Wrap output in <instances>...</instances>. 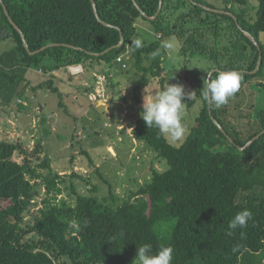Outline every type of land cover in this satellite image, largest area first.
Here are the masks:
<instances>
[{"label":"trees","instance_id":"obj_1","mask_svg":"<svg viewBox=\"0 0 264 264\" xmlns=\"http://www.w3.org/2000/svg\"><path fill=\"white\" fill-rule=\"evenodd\" d=\"M135 2L148 17L158 14L160 0H0V43H14L0 53V103L23 108L31 69L45 74L82 66L111 82L118 59L129 57L142 74L132 91L141 112L149 77L161 89L167 85L163 43L172 37L182 41L183 56L209 60L213 78L237 71L239 89L217 107L201 95L202 81L188 101L196 108L195 124L180 146L141 117L132 123L134 139L168 168L152 170L121 204L113 187L100 198L90 184L94 195L83 196L53 171L48 156L38 164L22 142L1 141L0 264H133L142 244L153 252L172 247V264H264V134L254 141L264 131V104L257 103L264 89V0H220L221 8L202 0H163L154 20ZM142 23L157 38L135 49ZM252 86L260 89L250 97ZM46 89L61 97L52 79L33 88ZM245 106L252 119L247 127L234 123ZM41 150L38 144L33 157ZM64 189L76 196L75 204L59 200ZM245 209L252 219L227 235L229 221Z\"/></svg>","mask_w":264,"mask_h":264},{"label":"rangeland","instance_id":"obj_2","mask_svg":"<svg viewBox=\"0 0 264 264\" xmlns=\"http://www.w3.org/2000/svg\"><path fill=\"white\" fill-rule=\"evenodd\" d=\"M202 1L221 8L220 0ZM136 36L148 42L157 38L152 26L146 23L138 26ZM175 39L178 42L176 50L166 49L164 67L167 83L182 84L185 92L192 93L193 97L206 76L205 71H209L212 63L204 58L183 56V43ZM13 46L11 40L1 42L0 53L9 51ZM124 60L126 69H122L121 63L115 66L113 79L107 89L97 84V77L92 72L86 74L82 66V72L81 68L75 69V73L80 72L78 75H72L68 69L45 74L31 69L27 75L29 85L26 86L23 108L20 109L17 104H0V142H22L33 161L38 164L41 162L39 160L48 156L53 171L66 175L64 178L67 186L74 182L77 192L83 196L94 195L90 192V184L97 186L98 192L95 195L100 198L107 197L109 187H113L121 204L130 192L136 191L150 180L152 170L164 172L168 168L165 162L157 159L155 153L133 137L131 124L140 118V111L133 101L132 91L142 74L134 68L132 59L125 57ZM77 67L80 66L73 68ZM50 79L60 89L61 97L47 89L33 90ZM260 82L264 83V80ZM255 87L252 86L247 91L248 96L252 97L260 89ZM145 89L158 92L161 87L157 80L149 77V84ZM103 94L106 98L101 100L99 96ZM258 96L257 103L263 106L264 89L262 93L258 92ZM188 101L187 97L182 99V103H185L182 117L186 129L184 137L179 141L167 137L175 146L183 143L195 124L196 108L190 109ZM248 111L250 108L245 106L241 111L243 117L234 118V123L247 127L249 120H252L247 116ZM38 144L42 148L41 154L33 157ZM15 160L23 162L19 156ZM73 174L80 175L85 180L71 179ZM75 197L71 190L64 189L59 200L64 198L75 204Z\"/></svg>","mask_w":264,"mask_h":264},{"label":"clouds","instance_id":"obj_3","mask_svg":"<svg viewBox=\"0 0 264 264\" xmlns=\"http://www.w3.org/2000/svg\"><path fill=\"white\" fill-rule=\"evenodd\" d=\"M143 46L142 39L132 41V47L140 49ZM163 47L169 51H175L178 42L175 37L169 38L163 43ZM201 95L208 101L220 107L227 103L228 99L237 92L240 86V75L237 71L217 72L215 78L211 71H205ZM142 111L140 117L148 128L155 127L159 132L173 140H181L186 132L182 123L184 104L182 99H191L192 93H186L182 84H169L158 92H149L145 89ZM252 219V213L245 209L238 212L228 223L227 235L247 226ZM235 250V249H234ZM173 249L170 246H162L153 252L149 244H142L137 248V255L133 264H172Z\"/></svg>","mask_w":264,"mask_h":264},{"label":"water","instance_id":"obj_4","mask_svg":"<svg viewBox=\"0 0 264 264\" xmlns=\"http://www.w3.org/2000/svg\"><path fill=\"white\" fill-rule=\"evenodd\" d=\"M92 2L94 3V0H92ZM135 5L138 7V5H137V3L135 2ZM94 6H95V4H94ZM162 7H163V0H160V6H159V10H158V14L154 17V18H150V17H148L147 15H145L140 9H139V7H138V9L142 12V14L146 17V18H148V19H151V20H154V19H156L157 17H158V15L160 14V12H161V10H162ZM208 10H212V9H209V8H207ZM212 11H215V12H218V13H225V12H223V11H219V10H212ZM95 12H96V14H97V10L95 9ZM6 14L7 15H9V13L6 11ZM12 22V21H11ZM12 24L14 25V27L19 31V29H18V27L12 22ZM21 33V32H20ZM251 40H252V42H254L257 46H258V44L256 43V41H255V39L254 38H252V37H250V35L248 34V33H245ZM23 41H24V44H25V47H26V49L28 50V52H30V49H29V47H28V44H27V42H26V38L23 36ZM123 44V42H121V44L120 45H122ZM45 48H43V50H44ZM31 54H34V53H32V52H30ZM261 63H262V58L260 57V59H259V63H258V66H257V69H256V71L255 72H253V73H256L259 69H260V67H261ZM212 73H214V70L212 71ZM209 104H211V102L209 101ZM105 106H108V104H105ZM210 114H212L211 112H210ZM216 124L221 128V130L224 132V129H222V127L220 126V124L216 121ZM264 134V131L261 133V134H259L255 139H254V141L256 140V139H258V138H260L262 135Z\"/></svg>","mask_w":264,"mask_h":264},{"label":"built area","instance_id":"obj_5","mask_svg":"<svg viewBox=\"0 0 264 264\" xmlns=\"http://www.w3.org/2000/svg\"><path fill=\"white\" fill-rule=\"evenodd\" d=\"M118 63L123 64V60H122V58H119V59H118ZM73 67H74V66L68 68L69 72H70L72 75H78L80 72L83 71V69H82L81 66H80V67H77V68H73ZM78 68H81V71L78 72V73H75V69H78ZM124 68L126 69V65H125V64H123V69H124ZM96 77H97V84H98V85H102V87H103L104 89H107V86L109 85L108 75H106V74H100V75H96ZM111 77H113V75H111ZM97 95H98V92H97ZM99 98H100L101 100H103V99L106 98V96L103 94V95H100Z\"/></svg>","mask_w":264,"mask_h":264},{"label":"crops","instance_id":"obj_6","mask_svg":"<svg viewBox=\"0 0 264 264\" xmlns=\"http://www.w3.org/2000/svg\"><path fill=\"white\" fill-rule=\"evenodd\" d=\"M1 104V103H0ZM100 104V103H99ZM2 105V104H1Z\"/></svg>","mask_w":264,"mask_h":264}]
</instances>
